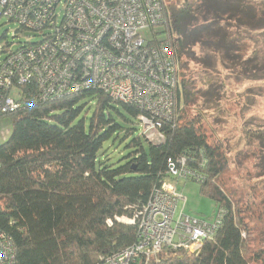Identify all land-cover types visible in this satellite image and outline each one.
Here are the masks:
<instances>
[{"label": "trees", "instance_id": "obj_1", "mask_svg": "<svg viewBox=\"0 0 264 264\" xmlns=\"http://www.w3.org/2000/svg\"><path fill=\"white\" fill-rule=\"evenodd\" d=\"M166 7L165 33L181 76L173 117L162 121V142L141 135L136 107L92 90L7 116L12 131L0 145V230L14 241L13 264H108L138 240L137 226L118 219L133 218L167 179L168 160L183 157L203 177L200 193L224 210L222 225L200 250L170 249L152 264H264V132H248L261 140L250 155L253 169L244 170L240 159L232 168L223 145L209 140L201 104L220 102L224 89L212 79L197 87L187 68L197 46L213 55L228 52L224 21L264 30V0L177 6L166 0ZM121 135L128 153L109 164L105 145ZM239 173L252 183L241 184Z\"/></svg>", "mask_w": 264, "mask_h": 264}, {"label": "built area", "instance_id": "obj_2", "mask_svg": "<svg viewBox=\"0 0 264 264\" xmlns=\"http://www.w3.org/2000/svg\"><path fill=\"white\" fill-rule=\"evenodd\" d=\"M2 20L40 41L17 49L0 44V119L31 103L92 90L136 107L141 135L163 140L162 121L173 117L181 76L180 59L165 33L166 0H0ZM202 179L184 157L169 159L162 187L133 218L118 219L137 226L138 240L107 263L152 264L170 249L200 250L221 227L224 210L217 209L211 221L185 215L184 206L177 216L186 198L170 180ZM15 257L13 239L0 230V264H13Z\"/></svg>", "mask_w": 264, "mask_h": 264}, {"label": "rangeland", "instance_id": "obj_3", "mask_svg": "<svg viewBox=\"0 0 264 264\" xmlns=\"http://www.w3.org/2000/svg\"><path fill=\"white\" fill-rule=\"evenodd\" d=\"M184 1L171 0L175 6ZM260 14H264V11L260 10ZM223 26L229 35L226 40L228 52L225 50L222 54L213 55L197 46L194 49L197 59L188 63L187 68L189 72L194 71L192 76L196 78L197 87H202L208 79H212L224 89L220 102L207 104L206 107L204 101L201 102L202 108L206 109L203 120L209 140L223 145L230 160L235 163L232 168L237 167L240 159L248 165L242 164L244 170L253 169L255 160L250 155L259 143L261 145V140L251 139L248 132H260L258 135L264 132V30L227 21H224ZM0 39V44L14 43L15 49L28 42L40 41V37L32 32L19 33L18 26L6 20L0 22ZM232 40L238 46H230ZM244 45L248 49L240 51ZM209 106L211 109H207ZM11 131L10 118H1L0 145L8 139ZM127 143L122 141L121 135L119 139L105 145L102 157L107 158L109 164L119 163L128 153L125 148ZM238 176L241 184L247 186L252 183L246 173H239ZM200 187L201 184L194 180L177 183V191L186 198L185 205L179 204L177 216L184 206L185 215L202 221L212 220L217 209L216 202L203 196Z\"/></svg>", "mask_w": 264, "mask_h": 264}, {"label": "crops", "instance_id": "obj_4", "mask_svg": "<svg viewBox=\"0 0 264 264\" xmlns=\"http://www.w3.org/2000/svg\"><path fill=\"white\" fill-rule=\"evenodd\" d=\"M160 142H162V141H160ZM170 182H171V183L174 182V183L176 184V188H177V183H178L179 181H178V182H175V181H173V180H170Z\"/></svg>", "mask_w": 264, "mask_h": 264}]
</instances>
